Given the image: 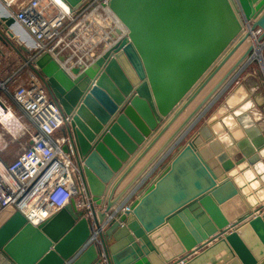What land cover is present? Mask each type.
<instances>
[{"label": "water", "instance_id": "95a60500", "mask_svg": "<svg viewBox=\"0 0 264 264\" xmlns=\"http://www.w3.org/2000/svg\"><path fill=\"white\" fill-rule=\"evenodd\" d=\"M60 1L70 14L90 2ZM107 5L126 35L93 61L66 68L64 56L43 51L30 63L69 117L62 149L71 152L85 194L105 204L100 221L184 131L143 177L128 209L99 234L101 247L89 242V222L71 199L37 225L11 213L0 224V264H103L101 248L104 264H264V134L244 84L206 115L246 67L251 44L115 194L251 32L261 29L258 40L264 37V0ZM15 24L8 11L0 15L7 34Z\"/></svg>", "mask_w": 264, "mask_h": 264}, {"label": "built area", "instance_id": "2783aa9c", "mask_svg": "<svg viewBox=\"0 0 264 264\" xmlns=\"http://www.w3.org/2000/svg\"><path fill=\"white\" fill-rule=\"evenodd\" d=\"M0 1L9 8L18 0ZM60 2L22 0L15 11L7 9L28 38L27 52L30 54L21 68L0 81V218L19 211L27 221L37 225L74 199L76 208L89 222V242L101 247L99 234L116 214L128 209L142 180L127 193L122 205L99 220L98 214L105 212V204L98 205L85 194L71 152L62 149L68 143V137L61 133V129L69 117L48 95L43 79L30 63L35 55L47 51L57 60L65 55L64 61L72 60V65L83 68L100 55L99 52H104L126 35V29L109 10L108 0H90L75 14L64 10ZM94 6L96 13L91 12ZM109 17L110 20L106 19ZM104 22H108L107 25ZM116 30L120 33L117 34ZM253 34L257 36V44L246 66L255 60L264 73V37L258 40L261 29L252 31L251 45L254 43ZM100 44L102 46L97 48ZM63 51L74 52L65 54ZM10 130L15 133L13 140L26 137V141L20 139V150L8 160L3 155L8 146L3 133ZM100 257L101 262L106 263L102 248Z\"/></svg>", "mask_w": 264, "mask_h": 264}, {"label": "rangeland", "instance_id": "374dc122", "mask_svg": "<svg viewBox=\"0 0 264 264\" xmlns=\"http://www.w3.org/2000/svg\"><path fill=\"white\" fill-rule=\"evenodd\" d=\"M21 1L22 0H18L15 3H12L8 9L10 11H15L17 9L18 3ZM0 2H2V1H0ZM8 32L10 35H12V37L7 35L6 29H3V27H1V25H0V38H2V39H0V81H3L10 74L15 72L19 68H21L22 64L24 63V59H26V57L29 56L28 53L30 54L29 51L28 52L25 51V49L29 48L30 42H29L28 38L26 37L24 31L17 24H15L13 27L9 28ZM17 37L21 42L19 40H17ZM19 42L22 44L21 46L25 49L21 48ZM101 43H103V42H101ZM250 44H251V39L248 38L245 41V43L235 52V54L232 55V57L229 59V61L226 63V65H224L223 71L221 70L222 72H219L216 76L213 77V79H211V81L201 91V93L198 95V97L190 104V106L182 113V115L178 119H176V121L167 129V131L159 138V140H157V142L153 145V147L148 151L147 154H149V156H147V158H145V161L143 163H141L140 166H138L137 170H135V172L131 175V178L142 168V166L151 157V155L158 149V147H160V145L165 141V139H167V137L174 131V129L177 128V126L181 123V121L186 117L188 112L200 101V99L207 93V91L220 79L221 75H223L225 73L224 71H226L232 65V63L238 58V56L242 53V51H244V49L246 47H248ZM101 46H102V44H100V46H97V48H99ZM73 52L74 51H63V53H65V54H70ZM263 54H264V52H263ZM63 59H65V57H63ZM69 62L73 63L72 60H70ZM69 62L66 65H69L70 64ZM245 68H247V71H251V73L253 75H256V73L252 72L253 69H256L258 71L259 75L261 76V78L263 79V82H264V73L261 70L260 65L257 63V61L254 60L252 63L248 64ZM245 68H244V70H245ZM240 74L237 76V78L231 84L230 87H228L222 93H220V95L214 101L215 103L206 112V115H208L211 111L215 110L217 106L223 105L226 98H229L230 93L234 90L233 88H235L237 86L238 82H240V80H241ZM8 88H9V90L11 89V87H8ZM202 119H203V117H202ZM200 122L201 121H199L197 124H199ZM194 130H195V127L193 129L190 128L188 133H187V136L184 138V140L187 139L188 136L194 132ZM183 131L184 130L182 129L181 133ZM181 133L180 134L178 133V136L175 138L177 139L181 135ZM14 134L15 133L13 130H10L9 133L6 131L3 133V139H4V141H6L8 143V146L6 147V149L3 150V155L6 156L5 158L8 160L12 159L20 150V144H19L20 139H21V141H26V137L20 138L19 141L13 140ZM176 139L173 140L163 151H161V153L156 157V159L153 161V163L151 165H149V167H147L140 174L139 178L133 183L131 189L127 190L121 196V198L119 199L116 206L112 209V212L114 211L115 208L118 207L119 204L123 203V200L126 197L127 193H129L143 179V177L151 170V168L156 164V162H158L160 160V158H167V157H165V155L169 151V148L172 146V144L176 141ZM115 193H117V192H115Z\"/></svg>", "mask_w": 264, "mask_h": 264}, {"label": "crops", "instance_id": "0c3cea01", "mask_svg": "<svg viewBox=\"0 0 264 264\" xmlns=\"http://www.w3.org/2000/svg\"><path fill=\"white\" fill-rule=\"evenodd\" d=\"M21 48H23V47L21 46ZM23 49H25V48H23ZM25 51H27V49H25ZM223 67L220 69L219 72L223 71ZM243 71L240 74V78H241L240 82H242L245 86L247 97L253 101L254 105L252 108V112L256 111L257 115L255 117V121L259 125V127L261 128L262 133L264 134V82H263V79L261 78V76L259 75V73L256 69H253V71H252V72L256 73V75H253L251 73V71H247V68H245V70H243ZM243 100H245V99H243ZM214 111L215 110L211 111L208 115H210ZM218 117H221V115L218 114ZM147 156H149V154H146L145 157L136 165V167L133 169V171L120 183V185L117 187V189L115 191V192H117V193H115L116 195L120 196L122 194V190L125 189L124 187L129 186L130 180L132 179L131 175L135 172V170H137L138 166H140L141 163H143L145 161V158H147ZM239 181L237 180V183H240ZM132 185L133 184H131V186L127 190L131 189ZM6 218H7L6 216L0 218V224Z\"/></svg>", "mask_w": 264, "mask_h": 264}, {"label": "bare ground", "instance_id": "6f19581e", "mask_svg": "<svg viewBox=\"0 0 264 264\" xmlns=\"http://www.w3.org/2000/svg\"><path fill=\"white\" fill-rule=\"evenodd\" d=\"M56 1H57V0H56ZM60 4H61L62 8H63L64 10L67 11V7H66V5H64V4L61 3V2H60ZM3 5H4V6H3ZM3 5L0 3V15H5V11H7V9H8V7H6L7 4L4 3ZM4 8H5V10H4ZM91 12H95V13H96V7H95V6H94L93 9L91 10ZM95 13H93V14H95ZM106 19L110 20L111 17L106 18ZM107 23H108V22H104L105 25H107ZM6 31H7V30H6ZM8 31H9V28H8ZM8 33H9V32H8ZM121 34H123V33H121ZM8 35H10V34H8ZM118 36H119V35H118ZM118 36L115 37V40H117V37H118ZM11 37H12V35H11ZM256 38H257V36L253 34V41H254V43H252L253 47H254V46L256 47V44H257V43H256V42H257V41H256ZM17 40H19V39L17 38ZM19 41H20V40H19ZM20 42H21V41H20ZM104 50H105V49H104ZM101 53H102V52H99L98 54H101ZM92 57H93V56H92ZM94 57H95V56H94ZM69 61H70V60H69ZM69 61H68V62H69ZM91 61H92V60H90V62H91ZM60 62H61L66 68H68V65H66V64L68 63L67 61L62 60V61H60ZM78 62H79V60H78ZM90 62H89V63H90ZM89 63H88V64H89ZM71 64H72V63H71ZM86 65H87V64H86ZM86 65H83V67H85ZM81 66H82V65H81ZM0 146H1V143H0ZM124 211H125V208L122 210V212H124Z\"/></svg>", "mask_w": 264, "mask_h": 264}]
</instances>
